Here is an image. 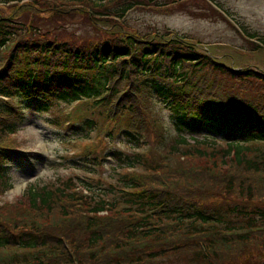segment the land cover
<instances>
[{"label": "trees", "instance_id": "obj_1", "mask_svg": "<svg viewBox=\"0 0 264 264\" xmlns=\"http://www.w3.org/2000/svg\"><path fill=\"white\" fill-rule=\"evenodd\" d=\"M91 1L103 9L115 2L100 14L120 19L144 0ZM47 3L26 4L35 11L65 12ZM26 4L8 5L7 12L0 8L1 137L16 132L26 106L47 110L57 102L85 100L111 124L126 120L120 132L135 151H119L114 181L98 190L72 179L32 183L21 218L5 216L11 204L0 207V264H264V197H256L264 195V109L240 97L227 102L211 97L210 84H202L199 73L213 60L184 38L115 34L90 47L41 38L29 29L33 24L20 20ZM254 72L264 80L263 72ZM233 73L258 80L251 71ZM149 100L153 109L159 104L168 109L178 133L165 129L156 137L161 153L168 154L160 161L137 153L156 121L146 115ZM185 134L202 138L189 143ZM184 150L198 156L226 152L255 179L214 172L203 188L177 191L147 185L148 177L136 171L159 176L171 170V156L187 155ZM9 152L0 142V188H9ZM53 208L63 226L73 224L64 235L39 224L37 217L48 218Z\"/></svg>", "mask_w": 264, "mask_h": 264}, {"label": "rangeland", "instance_id": "obj_2", "mask_svg": "<svg viewBox=\"0 0 264 264\" xmlns=\"http://www.w3.org/2000/svg\"><path fill=\"white\" fill-rule=\"evenodd\" d=\"M30 1L0 0V8L7 12L14 3L26 4ZM48 1L59 5L65 12H49L50 7L49 11H35V7L26 4V14L20 17L26 24H33L29 29L35 36L63 38L68 43L74 41L87 47L115 34L123 37L137 33L155 39H159L157 36L166 39L181 37L186 43L195 44L198 51L205 52L209 62L213 60L199 73V81L210 84L217 98L214 95L211 97L226 102V98L240 97L264 109V104H261V99H264V80L254 74V71L264 73V48L258 49L257 45L264 46V0H162L160 3L164 4L161 5H154V0L146 4L148 1L144 0L140 7L127 11L120 19L100 14L105 9H113L117 5L115 2L103 9L91 0ZM115 22L122 28L112 25ZM213 63H219L221 68L212 66ZM246 71H251L258 80L246 78L247 74L240 77L233 73ZM245 88L246 91H243ZM259 95L262 97L257 100ZM148 102L146 115L151 121L153 116L156 121H152L146 130L145 140L140 143L137 153L144 155L147 152L149 157L153 155L160 161L162 154H168L161 153L163 148H159L156 137L165 129L170 130L175 137L178 133L173 130L167 109L161 105L153 109L151 100ZM23 104L26 106L27 101H23ZM125 123V119L109 123L99 109L91 108L90 102L85 100L79 103L57 102L47 110L40 106H26L24 119L16 132L4 137L0 135V142L13 150L9 152L11 160L5 167L10 176L9 188H0V207L11 204L5 207V216L17 214L22 217L19 216L22 215L21 208L27 205L24 195H27L25 193L32 183L57 185L72 179L83 187L98 190L97 185L114 181L111 174L115 169H120L116 159L119 151L121 155L135 151L122 138L120 131ZM185 135L189 143H193L195 138H202ZM183 152L187 155L181 157L180 153L171 156V170L162 171L160 173L163 174L159 176L153 172L136 171L148 177L147 185H170L177 191L196 189L199 184L203 188L212 182L214 172L235 177L239 181L255 179L245 166L238 165L233 156L226 152L217 156L211 151L199 156L192 151ZM254 177L258 179L257 174ZM98 180L94 185L88 183ZM256 197L260 200L264 195L258 193ZM54 209L48 213V218L37 219L40 226L50 227L57 234L64 235L73 224L67 221L63 226L58 209Z\"/></svg>", "mask_w": 264, "mask_h": 264}]
</instances>
